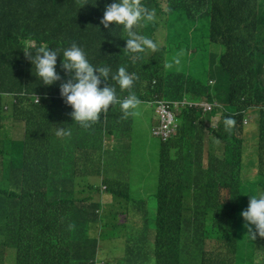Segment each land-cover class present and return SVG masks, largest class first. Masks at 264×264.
Segmentation results:
<instances>
[{"label":"trees","instance_id":"trees-1","mask_svg":"<svg viewBox=\"0 0 264 264\" xmlns=\"http://www.w3.org/2000/svg\"><path fill=\"white\" fill-rule=\"evenodd\" d=\"M111 2L0 0V264L6 247L16 250V264H96L110 223L125 224L123 264H241L239 234L249 232L238 198L241 134L251 107L260 111L257 185L264 191V0H140L153 20L141 19L133 30L157 49L145 46L137 52L124 48L128 33L121 26L105 28L100 23ZM82 6L102 27L83 21ZM207 17L211 41L197 34L205 25L200 24L190 47L199 51L211 42L223 45L219 67L210 68L213 85L187 71L165 68L188 48L180 32L190 28L171 31L173 22L181 18L195 24ZM86 27L92 32H84ZM73 43L93 66L110 68L109 80L101 87H114L118 101L129 94L154 105L160 99L206 98L216 101L211 114L225 108L215 126L207 125L201 108L186 105L178 115L176 135L161 141L154 226L143 220L148 213L134 224L128 220L136 204L131 201L129 167L136 150L134 114L125 117L117 102L88 128L77 127L67 136L50 127L51 110L61 119L67 108L55 102L53 93L68 76L58 56L61 81L43 85L24 50L34 52L41 45L62 50ZM120 67L132 75L130 89L121 90L111 79ZM33 93L41 96L40 103L31 100ZM5 94L30 99L25 111L13 103L14 114L20 111L26 120L23 141L9 139L4 126ZM228 117L234 121L230 129L224 125ZM91 177L100 178L101 185L87 183L91 195L80 197L85 191L82 182ZM102 185L112 197L110 204L94 196L102 193ZM221 187L228 188L230 196L225 197ZM125 195L129 200L121 202ZM208 239L213 249L205 248Z\"/></svg>","mask_w":264,"mask_h":264},{"label":"clouds","instance_id":"clouds-1","mask_svg":"<svg viewBox=\"0 0 264 264\" xmlns=\"http://www.w3.org/2000/svg\"><path fill=\"white\" fill-rule=\"evenodd\" d=\"M83 9V21L85 23H96L95 20H90L92 17L89 13V10L86 6L81 7ZM100 23L105 27L109 28L110 25L121 26L128 33V39H126V45L124 48L137 52L141 51L143 47H151V50L155 51L157 47H155L152 41L146 37L138 35L133 29L141 19L151 21L153 20V13L147 11L141 4L140 0H112L111 3L105 5V10L103 12L102 18H100ZM181 19V18H180ZM184 28H193L192 31H189L192 35L196 32L195 29L198 27V21L195 24L191 23H183ZM100 26V25H99ZM102 27V26H100ZM84 32L91 33V29L86 27ZM161 46L164 45L162 40ZM188 45V44H187ZM221 46H223L221 44ZM25 56L31 61L33 67L35 68V76L38 80L46 86H51L58 81H61L62 77L60 72L57 71V58L58 56L61 58V69L67 74L68 78L61 82L58 86H55V92L53 93V98L56 101L61 103H66L67 108L71 107L69 110L67 108L64 110V114L61 119L55 118L53 111L52 116L49 119L50 127L59 130L58 134H63V136H67L73 132L77 127L88 128L92 123L96 122L102 113H106L111 105L119 102L120 108L124 114V116H128L130 113L129 109H135L138 105L139 101L134 94H129L125 99L119 100L116 96L115 88L110 84H105L101 87L102 81L109 80L110 68L108 66H93L86 57L85 52L73 43L70 47H66L62 50H58L55 48H50L48 46L41 45L36 48L35 51L24 50ZM183 55L187 52L190 54L194 53V50L188 45L182 50ZM221 55V53H220ZM219 55V57H220ZM33 70V69H32ZM190 73V72H189ZM211 77L208 82L210 84H214V80ZM112 80H115L119 85L121 90L130 89L133 84L132 75H130L124 67H120L117 69L116 73L111 76ZM31 100L35 103H40L42 98L37 93H33L30 95ZM3 105L5 111L3 110L2 119H4L3 123L5 128L9 129V139L15 141H23L26 138V120L20 116L21 112H17L15 115L13 112V103H17L20 110L25 111L29 104V98H16L14 94H5L2 96ZM149 106H153L154 108V118L157 120V123L151 126V134L158 138L161 141H167L170 138L174 137L177 133L180 118L178 117L179 113L184 109L186 105L189 107H199L205 113V117H207V125L213 124L216 126L217 122L222 117V113L225 110L224 106H221L219 110L215 114H211L213 111L216 101H209L206 98L201 99L198 102L188 101L187 99L183 100H171V99H160L157 100L155 105L153 103L148 102ZM248 110V109H247ZM134 112V111H133ZM245 112L244 128L241 134V138L243 140L242 146V172L241 177L239 178V206L241 207L240 216L243 218L246 226H251L253 235L252 242L255 245L256 250V260L260 261L257 253L261 252V257L263 258L264 263V191H261L257 185L258 180V148L257 140L256 148H257V169L255 167V173L257 175L256 187L258 194L249 195V203L247 208H242L241 198H242V184L243 179L252 180L243 177L244 171V159H245V151L247 149L253 150L252 143L250 145H246L245 149V125L247 124ZM12 121V122H11ZM234 121L231 117H228L224 120V125L226 129H230L233 125ZM165 125V126H164ZM24 127V128H23ZM17 128L15 134L14 129ZM134 129L135 123L132 132V139L134 141ZM142 130V129H141ZM219 147V145H218ZM135 153V152H134ZM133 155L131 156L129 167L131 168V162L133 160ZM205 158L206 162H208V146L205 148ZM253 160L255 161V155L253 152ZM256 165V164H255ZM254 173V175H255ZM133 177V172L131 170V181ZM95 177L88 178L85 182H82L81 188L85 189L84 193L80 195V197L88 198L91 195V191L87 187V183H95L96 185H101L102 181L100 178L98 180H94ZM130 181V184H131ZM159 185V183H158ZM85 186V188H84ZM102 192L106 190V185L101 186ZM158 189V187H157ZM220 190L222 194L227 197L230 196L229 189L226 187H221ZM132 192V188H131ZM157 193V191H156ZM98 193H95L94 196L96 199L103 200L104 204H110L112 197L108 195H103L101 193V198L98 196ZM157 200V198H156ZM157 208V205H156ZM104 208L102 210V213ZM105 222H107V217H105ZM106 229H109L106 227ZM251 230V228H249ZM152 231V230H151ZM153 233V232H151ZM104 241V237L103 240ZM101 241V244H102ZM263 241V242H262ZM212 243L211 248H207V244ZM99 249V254L96 257V264L99 261V255L102 257L103 247ZM239 246V245H238ZM206 249H213V242L211 240H206L205 242ZM15 250L14 248L6 247L5 252L9 250ZM16 255V250H15ZM125 255L122 253L120 255V259L114 263L108 264H123L125 262ZM105 257V254L103 255ZM6 255L3 259V264H6ZM257 264V263H256Z\"/></svg>","mask_w":264,"mask_h":264},{"label":"rangeland","instance_id":"rangeland-1","mask_svg":"<svg viewBox=\"0 0 264 264\" xmlns=\"http://www.w3.org/2000/svg\"><path fill=\"white\" fill-rule=\"evenodd\" d=\"M198 24H205L198 31V35L206 36L209 38V19L198 20ZM184 28V24L181 19L170 26L171 31H175L176 28ZM191 27L189 31H192ZM187 29L180 32L184 35L185 42L188 45H193L196 43L194 35H192ZM164 41L163 37H160ZM207 41H211L210 38ZM207 49H200L199 51L194 50L193 54L189 52L185 53L183 57L176 60L175 63L167 62L165 68L170 71H187L190 72L197 79L203 81H208L211 79L212 74L210 68L219 67V55L220 52L224 50V47L219 45H214L212 42L210 45L206 46ZM183 53V52H182ZM212 60L213 62H210ZM259 108L251 107L247 110L246 118L247 124L245 125V149L246 145L252 143L253 150L247 149L245 151L244 159V171L243 177L252 180L243 179L242 184V198L241 205L242 208H247L250 196L256 195L257 187L256 180L257 175L255 173V167L257 169V148L256 143L259 137ZM154 108L149 106L147 101H139L138 105L134 109V145L136 147L133 160L131 162V170L133 172V177L131 181V201L135 202L133 204L131 215H128L129 222L133 224L137 222L140 215L149 214L147 218L143 220L146 221L147 225L154 226V216L156 213V191L159 183V149L160 140L151 134V126L157 123L154 118ZM24 128V127H23ZM142 129V130H141ZM17 128L14 129V134ZM253 152L255 155V161L253 160ZM256 164V165H255ZM255 173V175H254ZM98 180V178H94ZM103 195H108L107 191L102 192ZM100 198L101 194L98 195ZM125 199L129 200V197L121 196L120 200L123 202ZM109 229L104 234V241H102L101 247L102 257L99 255L98 263L108 264L114 263L120 259V255L123 253L122 250L125 244V224H117L115 227L110 223ZM244 228L247 229L251 236L253 235L252 227L246 226L244 223ZM251 228V230H249ZM153 233L150 234L152 242L154 241L155 229H151ZM249 232L242 231L239 234V250L241 254V264H264L262 253L258 252L257 255L260 259L259 262L256 260V250L252 239L249 237ZM212 243L207 244V248H211ZM105 254L106 258H103ZM261 254V255H260ZM6 264H16L15 250L11 249L6 254Z\"/></svg>","mask_w":264,"mask_h":264},{"label":"built area","instance_id":"built-area-1","mask_svg":"<svg viewBox=\"0 0 264 264\" xmlns=\"http://www.w3.org/2000/svg\"><path fill=\"white\" fill-rule=\"evenodd\" d=\"M165 126V125H164Z\"/></svg>","mask_w":264,"mask_h":264}]
</instances>
